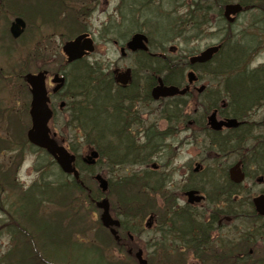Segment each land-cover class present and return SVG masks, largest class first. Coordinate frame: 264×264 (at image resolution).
Masks as SVG:
<instances>
[{
	"label": "rangeland",
	"instance_id": "374dc122",
	"mask_svg": "<svg viewBox=\"0 0 264 264\" xmlns=\"http://www.w3.org/2000/svg\"><path fill=\"white\" fill-rule=\"evenodd\" d=\"M52 1L61 7V10L57 8V13H55L56 7L53 8V13L56 15L54 20L31 17V14H27V11L20 7L6 9L0 6V174H9L11 181L13 180L14 183L18 184L23 191L39 181V174L35 168L37 165L50 166L49 161L45 159L42 153H31L25 141V133L29 127L30 96L22 77L38 70H48L49 73L54 74L63 66L62 45L84 31L94 41V52L86 58L88 63L95 64L104 73L109 74L115 69L124 71L126 68H130L132 70L135 94L125 124L129 127L128 131L132 139L138 145L135 147L138 155L143 157L147 154L143 164L125 165L122 168L113 167L111 169L107 165V160L102 164L97 163L94 168L84 173L87 186L98 196L97 184L92 180V176L100 174L109 181L110 190L106 197L110 204L111 215L113 218L122 220L124 210L119 200L120 195L118 198V190L114 180H119L133 173L144 175L148 172L153 181L160 180L162 185H160V191L141 189L151 206L147 207L145 204L141 210L144 211L143 214L142 212L133 213L137 221H134L133 218L125 221L129 231L121 230L119 232L122 241L116 246L111 243L112 238L108 231L101 227L99 223L100 211L96 209L90 198L75 197L74 194L68 199V205L42 203L40 213L44 217L54 220L61 214L67 219L64 220V224H67L69 220L67 215L73 216L72 220H75L76 228L84 231L82 235L77 236L78 239H96V244L100 250L104 249L106 258L114 261L120 260L123 264H137L133 256L128 257L127 248L132 249L133 252L141 249L148 264H197L198 261L190 249L182 248L180 242H175L172 236L163 237L161 229L169 227L167 223L174 214L168 209L170 205H166L165 202L175 201L178 206L186 204V198L183 194L188 186L194 183L199 188L205 189L207 196L205 192L203 195L207 199L205 198L201 204L192 207L193 215L197 219H201L203 223L210 221L209 218L216 207L209 202L211 198L208 196L207 178L216 174L213 179L221 183L219 178L230 165L238 160H245L247 164L244 165V170L247 180L242 185L240 196L236 198L237 204H235L239 213L238 217L233 218L231 223L222 221L221 228L213 236L217 235L225 242H233L241 234L247 233L246 235H249L255 223L251 222L253 219L247 218V215L253 211L250 205L252 198L264 190V180L258 182L260 177L264 179V173L262 168L253 165L251 152L255 144L254 139H249L245 148L219 157L209 147L210 139L196 124L197 119L199 120L198 117L203 115L202 108L200 109L201 104L207 103L209 100L210 105L212 103L211 95L220 89L217 78L211 74L212 67H209L204 76L206 78L210 76L214 82L203 79L201 83L196 85L197 87L205 85L211 89L209 99L206 96H200L193 90L187 98L184 108L168 110L170 107L167 102L164 105H159V103L144 98L148 88L146 74L139 69L141 58L137 54L129 53L126 57H121L119 47L133 33L141 32L150 39L151 51L166 54L169 57L168 50L174 48L175 53L171 55L179 59L180 65H184L190 56L209 47L220 38L226 39L229 33L234 36L233 41L248 35L254 36L259 43L256 42L253 45V51L247 60L249 65L253 64V68L264 63V25L258 26V22L254 20L256 16L248 12L237 18L235 27L231 29L227 26L219 28L215 15L211 14L206 18L210 24L201 30L199 38L188 40L185 33L188 25L181 31L184 35H177L178 38H176L174 34L178 31H174L172 26H168L169 35H173L172 37L175 38L161 42L159 34L161 37L162 34H165V23L161 19L157 26V19L171 17L173 21V17H175L185 20L184 15L193 11L194 2L202 3L208 0ZM39 2L41 3L42 15L48 16V2L46 0H39ZM35 3L36 0L31 7L34 5L36 7L37 4ZM16 17L23 18L26 27L21 37L14 41L9 35V26ZM155 27L159 34L156 33ZM134 71H136V75ZM65 72H68V69ZM186 72H184V77ZM65 101H68V97ZM252 109L248 119L253 125L259 124L261 127L257 129L259 133L255 129L248 137L256 138L264 134V105ZM167 111H169V115H173L169 117V120L164 119ZM192 113L195 114L196 119ZM205 118V114L204 118H200L201 121L204 120L203 127H205ZM49 127L51 133L55 134V139L67 147L71 153L79 156L80 159L87 156L92 149L84 144L80 134L72 127L71 123L69 124L68 112H58ZM221 136L226 137V134L222 133ZM153 143L159 145L157 150L153 147ZM150 148L152 151L149 150ZM250 158L251 161H249ZM195 165H199L200 170L197 173H192ZM150 184L151 181L149 180V186ZM165 184L167 188H170L169 191L164 189ZM21 191H12L0 177V257L13 250L12 254L21 258L19 242H17V246L13 237L14 231H22L20 225L22 221L21 216H19L20 204L17 201ZM131 193L135 194L133 191ZM73 196L75 199H72ZM178 206H175L177 210L179 209ZM225 209L227 215L230 216L229 211H233L228 207ZM150 217L151 220H149ZM129 235L132 237V241H129ZM103 238L107 246L102 243L101 239ZM261 245L259 249H254L255 254L250 256L248 260L238 262L232 258H227L222 261L220 258L210 263V254L206 257L204 264H215L216 261H219V264H226L229 260L230 264H259L258 261L264 263V249H262L264 245ZM179 246L182 250L179 249ZM17 247L18 252L15 253L14 249ZM180 250L182 254H180ZM21 264H27V262H21Z\"/></svg>",
	"mask_w": 264,
	"mask_h": 264
},
{
	"label": "trees",
	"instance_id": "16d2710c",
	"mask_svg": "<svg viewBox=\"0 0 264 264\" xmlns=\"http://www.w3.org/2000/svg\"><path fill=\"white\" fill-rule=\"evenodd\" d=\"M34 1L35 0H0V6L6 9L20 7L24 9V11H27V14H31V17H42V20H54L56 15L53 13V8L56 7L55 13H57V8L61 10L58 3L55 4L52 0H46L49 6V15H42L43 12L41 11V3L39 0H36V7L35 5L31 7ZM227 1L230 2L233 0H218L217 3L224 4ZM237 1L245 8L253 9L256 12L257 20L260 22L258 26L264 25V0ZM195 11H197L196 17H192L190 14L188 19L186 18L185 20L173 17L172 21L171 17H161L167 21L165 34H162L160 38L161 42H167V40L175 37L178 38L177 35H184L181 31L186 27V24L189 26L185 31L188 40L199 38L202 27L207 23L203 18L208 11L202 8L198 10L195 9ZM168 24L170 27L172 26L174 28V31H178L174 34L175 37L169 35L170 29ZM227 36L226 40H222L223 47L220 54L210 64L190 67L187 63L180 65L178 62L179 60L173 57L161 59L151 56L149 53H138L137 55L141 58L139 61L141 67H139V69L143 71V73L145 72L146 78L148 79L147 84L151 86L156 75L162 76L166 84L179 85L183 80L184 71L188 68H192L197 72L199 80H210V78H206L204 75H206L209 67H212L211 74L217 78L220 89L217 93H213L212 103L210 105L208 103L209 100H207V103L201 104L200 109L202 108L201 111L203 112L201 117L204 118V114L217 109L222 117L231 116L239 120L247 121L252 108L254 109L260 105H264V65L251 70L247 62L250 53L253 51V45L256 42L258 43L254 36L245 35L246 37L235 41H233L234 36L230 33L227 34ZM6 50L8 51L7 48ZM80 63L82 65H80L79 68L70 71V86L72 92L70 95L71 103L69 104V110L71 120L75 122L73 124L71 121L72 126L77 129L81 139L87 146L95 147L102 152L111 150L107 153L110 156H127L130 155L132 153L130 151L133 150L137 157L140 156L133 143L129 140L128 131L118 128L120 122L117 121V118H120L121 115H117L113 120H110V125H108L107 121L103 123L100 120L101 115L106 114L104 111L105 104L116 101L119 103L123 100L121 96L113 97L111 95V75L109 73H104V71L95 66V64L86 63L85 60ZM134 73L136 75V71H134ZM207 94L205 93L202 97L206 96L209 99V95ZM132 99L134 100V97H132ZM224 100L227 101L228 108L221 109L220 105ZM185 103V100L181 98V108L186 106ZM177 106L178 105L173 104L172 108L174 109V107ZM109 107L120 109V106L118 107V105L115 104H113V106L107 105L106 108ZM168 112L169 111H167L164 118L166 120H169V117L173 116L169 115ZM201 117H198L199 120L197 119V126L204 128V120L201 121ZM101 123L104 126L101 125ZM240 130L241 129H239V131ZM203 131L210 139L209 147L219 157L245 148L247 146L246 142L250 139V137H248L249 134L236 135L233 133L232 137L226 139V137L221 136V133L210 132L208 129ZM151 133L150 139L152 138ZM260 141L262 142L260 143ZM256 142L257 147L254 146L252 149L251 158L253 160V165L260 169L262 168L264 173V134L257 137ZM158 146V144L153 143L155 150H157ZM149 150L152 151V148ZM31 151L34 152L32 149ZM36 152L40 151L37 150ZM44 156L45 159L49 161L50 166H45L44 164L41 166L37 165L35 168L39 174V181L23 191H21L22 189H20L18 184L14 183L13 180L11 181L9 174H0V177H2L8 188L15 192L21 191V195L18 197L17 201L20 204L19 216H21L22 224L20 225L23 231L13 232V237L16 240L15 243L17 246V242H19V254H21V258L12 254L13 250H11L8 254L0 257V264H21V262H27V264H123L120 260L116 259L114 261L106 258L104 256V249L100 250L96 244V239H78L77 236L82 235L84 231H82L83 229L76 228L74 225L76 222L72 220L73 216L67 215L69 220L67 224H64V220L67 219L61 214L59 216L57 215L58 217L54 220L49 217H44L42 213H40V205H42V203H55L61 204V206L64 204L68 205V199L74 194L75 197L83 196L85 199L90 198L91 200H97L95 193L92 192L86 184L84 178L86 170L79 168L81 177L77 182L71 177L62 174L57 166L47 158L48 156H46V154H44ZM146 157L147 154L140 157L138 161L141 159L144 160ZM251 158L249 161H251ZM138 161L135 163L138 164ZM243 164L246 165L247 161L243 160ZM213 178L214 175L207 178V185H209L208 196L211 198L209 202L216 203L217 200L224 199L223 201L227 203L228 208L233 211H229L230 216L234 219L237 218L239 213L235 208V204H237L235 199L239 196L240 187L234 186L227 182V180H224V182L222 181L221 183L223 184H221ZM149 180L151 181L150 186ZM160 185H162L160 180L153 181V178L148 175L142 177L132 175L129 178H122L116 182L118 198L120 195L119 200L124 210L122 230H129V228L126 227L125 221L130 218L135 219V216H133L134 212L135 214H139L140 212L143 214L144 211H141L143 206L145 204H147V207L151 206L146 196L144 197L141 189L153 190L154 188H160ZM190 187L198 189L195 185H191ZM164 189L169 191L166 186ZM87 190H90L89 193H87ZM199 190L205 192L204 188ZM131 191L135 194L131 193ZM74 196L72 199H75ZM165 204L170 205L168 209L173 211L174 214L167 223L169 227L165 232L162 231L164 237L166 235H174V228L179 219H181L185 226H190L189 222H191L193 218L184 215L186 211L183 209L177 210L175 201L170 203L165 202ZM247 218L252 220L255 218V215L248 214ZM134 221L137 220L135 219ZM194 236L196 237L197 234ZM101 240L104 246H107L105 239L103 238ZM111 243L113 246L117 245L113 240H111ZM14 251L17 253L18 247L14 249Z\"/></svg>",
	"mask_w": 264,
	"mask_h": 264
},
{
	"label": "water",
	"instance_id": "95a60500",
	"mask_svg": "<svg viewBox=\"0 0 264 264\" xmlns=\"http://www.w3.org/2000/svg\"><path fill=\"white\" fill-rule=\"evenodd\" d=\"M242 8L239 5H228L225 7L224 16L227 20L232 22L229 18L231 15H236L240 13ZM25 28V23L22 19L16 18L10 25L9 32L13 39H17L23 33ZM147 39L142 34H135L127 42L126 48L130 52L148 50ZM219 46H213L205 49L199 56L190 59V64L194 63H207L212 57L218 52ZM62 51L67 57V62L71 63L73 61L81 59L87 53L93 51L92 42L87 38V35H80L76 37L73 41L67 42ZM122 55H124L123 49L121 50ZM188 83H192L196 80L192 72L187 75ZM130 81V70H126L122 74H118L116 82L122 86H126ZM25 82L28 84L31 93V103L29 116L31 119V128L27 131V140L34 146L45 150L56 162L61 171L67 175H72L75 180H78L79 174L74 167L75 157L71 155L64 147L58 146L57 143L49 137V130L47 128V123L51 118V112L47 107V96L44 87V74L39 73L38 75L28 74L25 76ZM189 90V87L184 89H178L173 86H164L160 80H158V86L152 89L151 98L153 100H158L159 98H168L174 96H183ZM204 87L198 89V92H202ZM208 126L215 132H219L222 128L233 129L239 126V123L234 119L227 120H217L216 112H213L207 118ZM96 153L92 152L87 158L88 164L93 165L94 159L96 158ZM198 168H195V172ZM229 179L235 184H240L244 180V174L241 170V163H236L232 166L229 171ZM95 180L99 183V187L102 192L107 190V183L102 180L99 176L95 177ZM187 202L189 204L199 203L203 198L198 195L197 191L186 192ZM254 209L259 215L264 216V196L260 195L252 200ZM96 207L102 210L100 216V222L104 228L109 229L111 236L115 241H119L117 236L116 228L120 226L119 222L113 220L109 214V203L106 199L96 204ZM226 220H229L227 218ZM130 253V252H129ZM138 264H147L146 260L142 258V251L139 250L134 255Z\"/></svg>",
	"mask_w": 264,
	"mask_h": 264
},
{
	"label": "flooded vegetation",
	"instance_id": "af4514ba",
	"mask_svg": "<svg viewBox=\"0 0 264 264\" xmlns=\"http://www.w3.org/2000/svg\"><path fill=\"white\" fill-rule=\"evenodd\" d=\"M218 0H208L205 1L206 2V8L208 9V13H207V17L209 15H214V7L216 6V13L217 15L220 17L223 16V6L222 4H218L217 3ZM223 1V0H222ZM209 2L211 3V5H209ZM197 3V2H196ZM194 2V4H196ZM196 8V6H195ZM208 23L207 25H209V20L207 19ZM217 43H219V40L216 41ZM212 43L213 44H216ZM264 65V63L262 64ZM259 65V66H262ZM68 69V66H67ZM47 72V76H46V80H45V84H46V88H47V94H48V105L49 108L52 110L53 113V117L55 115H57V111H64L67 108V104L68 102L65 101V99L67 98L66 95L68 93V89H69V74L67 72H65V68L62 67V69L59 71L58 75H65V83L64 85L58 89L55 90V85H52L51 83V76L52 73H49L48 70H44ZM68 77V78H67ZM210 81L213 82V79L210 77ZM162 82V81H161ZM199 82L193 83L188 85L186 83V81L184 83H182V85H180V88H183L185 86H189V92L187 93V97L188 98L190 96L191 91H196L197 89V84ZM162 84L164 86H167L168 84H166L164 81L162 82ZM148 91L144 94V98L148 99V101H153L156 103H159V105L161 104H166V102L168 103L170 109H172V104L175 103V105H179L180 103V97H175V98H170V99H159L157 101L152 100L151 98V90L153 88H155L158 83L157 80L154 79L153 83L151 86H149L146 82ZM115 87L119 88L120 86L115 85ZM130 88L133 87V82H131ZM207 88V87H206ZM198 94V93H197ZM63 95V97H62ZM66 97V98H64ZM132 97H130L129 95L125 98V100L123 101V108L122 112L124 115H122L119 119L122 122L123 119L126 120L129 117V111H130V107H131V103H133L132 101ZM181 106L175 107L174 109L177 110L179 109ZM228 108L227 105V101L224 100L223 104H222V109H226ZM196 111V110H195ZM194 111V112H195ZM250 114V113H249ZM192 116H194V114L192 113ZM250 117V115L248 116V118ZM225 118H231V116H225L223 117ZM247 118L246 120H240L242 125L237 128V129H224L223 133L226 134V139H228L229 137L233 136V133H235L236 135L239 134H251L253 130H257L259 127H261L259 124H254L250 123L249 119ZM197 124V123H196ZM101 125H103L101 123ZM104 126V125H103ZM128 128L126 124H124V129H126L128 131ZM239 129H241L239 131ZM259 133V130H257ZM255 132V131H254ZM128 133L130 134V132L128 131ZM147 136V134H146ZM131 137V134H130ZM260 137V135H259ZM132 138V137H131ZM257 138V137H256ZM256 138H251L250 139H254L253 141H255L254 146H257V142H256ZM132 143L134 145V147H137L138 145H136L135 141L132 140ZM142 147V146H141ZM140 148V147H139ZM137 150V149H136ZM130 155L127 156H119V155H111V162L115 165V166H111V169L113 167L117 168V167H124L125 165H135L137 163V161L140 159V157H142V155L140 156H136L133 151ZM98 156H99V163H105V159L103 158L104 154L103 152H98ZM136 156V157H135ZM136 162V163H135ZM240 162H243L242 160H240ZM139 164H143V159H141L140 161H138ZM229 168V167H228ZM139 174V173H138ZM245 174V180L243 183L246 182L247 180V175ZM212 175H216V174H212ZM221 182L224 180H227V182L230 183L229 180V174H228V169L222 174V176L220 177ZM260 182H263V180L260 178L259 180ZM223 184V183H221ZM241 190V189H239ZM199 192V191H198ZM263 194L264 195V190H262L258 195ZM224 199H219L217 200V202L215 203H210L215 205V209L213 214L210 216V221L203 223V221H201V219L199 220H195L194 217L195 215L192 216V221L189 222L190 226H185L183 224V222L181 221V219L177 220V223L175 225L174 228V235L173 238L175 240V242L179 241L180 242V246L182 248H187L190 249L193 256L195 257V259L198 261L197 264H204V262L202 260H204L203 258L208 257V255H210V259H220L222 258V261L225 259H229L232 258L235 261L241 262L242 260H248L250 259V256H252L253 254H255L254 249L258 248L259 246H262L261 244L264 245V216H261L257 213H255V218L253 219V223H255V226L253 227V229H251L249 235L241 234V236L237 237V240L235 241H231V242H225L224 239L222 238H218V236H213L214 233L218 232V230L221 228L222 225V221H225V223H231L232 219H230L229 221L226 220V218H230L228 217V213L226 211V207H228L227 203H225V201H223ZM236 200V199H235ZM223 206V207H220ZM229 209V208H228ZM189 214H193L192 211L189 212ZM178 218V217H177ZM216 223V225H214ZM149 229V227H148ZM166 227L164 229H161V231H166ZM197 236L195 237L194 235ZM193 236V237H192ZM194 239V240H192ZM179 246V249H181ZM262 249H264V247H262ZM182 250V249H181ZM180 250V254H182V251ZM262 252V251H261ZM218 256V257H217ZM230 261V260H229ZM229 261L226 264H230ZM217 263L215 264H219V261H216ZM259 264H264L262 263V261H258Z\"/></svg>",
	"mask_w": 264,
	"mask_h": 264
}]
</instances>
